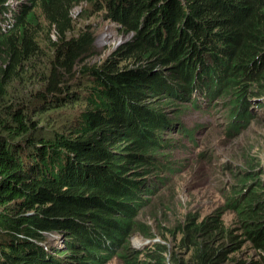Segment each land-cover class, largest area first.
Returning a JSON list of instances; mask_svg holds the SVG:
<instances>
[{"label":"trees","instance_id":"16d2710c","mask_svg":"<svg viewBox=\"0 0 264 264\" xmlns=\"http://www.w3.org/2000/svg\"><path fill=\"white\" fill-rule=\"evenodd\" d=\"M84 2L105 8L131 35L102 64L78 60L91 39L88 32L71 34V11ZM44 48L47 61L41 60ZM127 62L137 65L128 68ZM31 69L43 86L30 90L34 99L13 96L12 86L28 84ZM168 84L178 100L187 95L191 102L194 91L212 84L232 97L228 135L251 120L255 108L244 106L247 95L264 94V0H27L17 9L0 0V264H100L113 258L125 264H221L225 248L196 242L203 233L228 235L217 217L179 227L184 248L194 245L188 260L175 253L167 259L169 248L161 241L126 258L133 253L127 234L136 225V208L149 205L141 195L152 193L156 181L148 175L150 165L168 155L160 150L168 148L162 110L175 105L171 100L154 108L141 100L164 90V97L170 95ZM217 92L195 105L206 108ZM67 105L78 108L64 131L31 133L38 127L31 111L45 115ZM166 122L178 123L173 117ZM172 164L163 168L172 173ZM258 194L248 190V199L258 200ZM240 220L249 224L244 233L262 263L235 264H264L261 216ZM144 227L142 235L153 238ZM226 238L231 249L237 247L235 235ZM39 239L49 243L38 245ZM53 247L64 248L55 255Z\"/></svg>","mask_w":264,"mask_h":264},{"label":"rangeland","instance_id":"374dc122","mask_svg":"<svg viewBox=\"0 0 264 264\" xmlns=\"http://www.w3.org/2000/svg\"><path fill=\"white\" fill-rule=\"evenodd\" d=\"M26 2L27 0L8 1L13 9H17L19 3ZM71 14L74 19L71 34L88 32L91 39L89 48L78 58L80 63L102 64L110 53L131 37L130 34L125 35L123 29L110 20L105 8L99 9L92 3L76 5ZM42 54L46 57L41 60L47 61L49 53L46 48ZM134 65L137 64L127 62L128 68ZM163 70L165 74L169 72L168 67ZM38 75V71L33 70L28 75V84H14L11 88L13 96L22 93L30 95V90L43 86ZM168 87L172 88L170 95L164 97V90L162 93L149 94L148 98L141 100L144 105L149 104L154 108L164 101L173 100L175 105L169 103L162 110L166 113L162 116L166 127L161 130V137L168 148L160 150L168 152V155L162 158L166 160L159 159L150 165L151 172L148 175L154 176L156 181L152 193L141 195L147 199L145 204L149 205L136 208V225L127 234V245L133 253L126 258L131 261L136 252L145 253L151 250L154 241H161L169 248L170 255H166L167 259L175 253L178 258L188 260L194 251V245L184 248L186 239H181L183 235L178 231L179 227H183L185 220L191 226L207 218L217 217L218 226L224 231H230L228 235L220 234L217 230L214 236L208 238L207 233H203L197 236L196 242L206 239L207 247L225 248L227 253L225 256L222 254L221 264H235L237 261L262 263L258 252L254 250L252 240L244 233L249 224L244 226L240 219L245 215L249 217L251 213L260 215L261 218L264 216V210L259 205L264 201V113L258 112L264 106V94L255 95L257 103L250 100L244 105L255 108L252 119L242 127L235 126L236 132L228 135V117L231 115L227 114V108L233 101L232 97L224 96L216 87V96L210 97L208 105L202 109L195 105V98L190 102L187 95H184L178 100L172 96L174 86L168 84ZM205 88L208 92L214 89V85H206ZM71 89L67 91L70 92ZM59 97L64 100L63 94ZM30 98L34 99L33 95ZM30 107L33 108L32 103ZM77 108L78 105L52 107L45 115L37 116L31 111L32 119L38 123L37 129L31 133L52 134L53 131H64V124L70 122ZM167 117L176 118L178 123L168 124ZM25 150L28 151L26 147ZM171 163L175 169L172 173L163 168ZM128 165L132 167L131 164ZM159 175H164L166 180L158 179ZM139 190L140 195L143 190ZM248 190H257L260 201L257 202L256 196L252 200L248 199ZM246 202L251 205L247 206ZM147 224L154 233L153 238H146L141 233V229L146 230L141 227ZM230 235L236 236L237 247L233 249L226 238ZM60 239L64 240L62 237ZM44 241L45 239H39L34 242L44 245L47 243ZM121 243L124 245V242ZM109 244L105 243L106 246ZM119 245L116 242L114 252L121 250L120 247L117 248ZM63 248L53 247V253L50 254L58 255ZM100 264H125V261L113 258Z\"/></svg>","mask_w":264,"mask_h":264},{"label":"clouds","instance_id":"9594fccd","mask_svg":"<svg viewBox=\"0 0 264 264\" xmlns=\"http://www.w3.org/2000/svg\"><path fill=\"white\" fill-rule=\"evenodd\" d=\"M9 1V0H8ZM257 103V102H256ZM259 104V103H258ZM260 201V199H258L257 200V202H259ZM262 208H263V210H264V201L262 202V203H260L259 204ZM262 221H263V223H264V216H263V218H262ZM45 243H46V241H44ZM49 242H47L46 244H48ZM259 256V255H258Z\"/></svg>","mask_w":264,"mask_h":264},{"label":"bare ground","instance_id":"6f19581e","mask_svg":"<svg viewBox=\"0 0 264 264\" xmlns=\"http://www.w3.org/2000/svg\"><path fill=\"white\" fill-rule=\"evenodd\" d=\"M202 109H204V108H202ZM54 236H55V234H53V233H52V236H51V241L53 240V237H54Z\"/></svg>","mask_w":264,"mask_h":264}]
</instances>
